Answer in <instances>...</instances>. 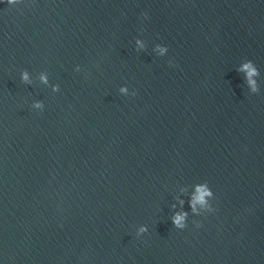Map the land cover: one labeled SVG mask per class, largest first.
<instances>
[{"label": "water", "instance_id": "1", "mask_svg": "<svg viewBox=\"0 0 264 264\" xmlns=\"http://www.w3.org/2000/svg\"><path fill=\"white\" fill-rule=\"evenodd\" d=\"M0 264H264V0L0 3Z\"/></svg>", "mask_w": 264, "mask_h": 264}, {"label": "clouds", "instance_id": "2", "mask_svg": "<svg viewBox=\"0 0 264 264\" xmlns=\"http://www.w3.org/2000/svg\"><path fill=\"white\" fill-rule=\"evenodd\" d=\"M22 0H0V3H6L7 5H13L16 3H21ZM145 18H147V14H144ZM143 31V30H141ZM136 44L142 49L144 47V44L140 41L137 40ZM161 56H163L167 51V47L166 46H161L160 44L156 45V49H155ZM169 65H172V61H169ZM75 71L79 72L80 71V66L77 65L75 68ZM238 71H243L246 73V79H247V83L248 86L251 90L252 93L257 94L259 93V88L257 85V81L255 79H253V77L258 76V70L256 69V67H254V64L251 60H249L247 63H244L242 65V67L240 69H238ZM40 80L48 85L49 84V80L47 79V77L44 74L40 75ZM21 82L26 84V85H30L32 83V81L30 80L29 77V73L28 71H23L21 72ZM51 89L53 92H58L59 91V86L58 85H50ZM119 92L124 94L125 96L129 95L128 92V88L126 86H122L119 89ZM131 96H135L136 92L133 91L130 94ZM31 107L35 110H39V111H43L44 110V104L42 101H34L31 105ZM213 196V192L211 191V189L209 188L207 182H204L202 184H199L196 186V194L193 196L192 200L189 201L190 207H191V211L193 213H195L196 215H199V213L197 212V208L196 205L199 204L202 208H207V210L209 212H213L216 209H213L211 205H209L208 203V199L210 197ZM183 201H180V206L181 209L183 208ZM173 207H176L175 205H173ZM187 217H188V212L186 211H177L176 213H174L173 217H172V224L176 229L179 230H183L187 227ZM193 223L195 224V226L197 228L201 227L202 225L197 222V221H193ZM148 231L147 226L145 225H141L138 230L136 231V235L137 237L141 236L142 234L146 233Z\"/></svg>", "mask_w": 264, "mask_h": 264}]
</instances>
